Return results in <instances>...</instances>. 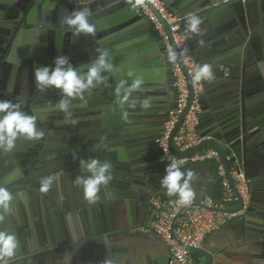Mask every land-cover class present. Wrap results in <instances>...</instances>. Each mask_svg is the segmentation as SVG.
Listing matches in <instances>:
<instances>
[{
  "label": "water",
  "instance_id": "obj_1",
  "mask_svg": "<svg viewBox=\"0 0 264 264\" xmlns=\"http://www.w3.org/2000/svg\"><path fill=\"white\" fill-rule=\"evenodd\" d=\"M142 1L159 23L160 31L167 36L171 48H175L171 25L148 0ZM20 2H27L22 9V24L30 29L18 32L1 53L0 75L5 71L9 76L6 79L7 88L0 90V100L21 102L22 111L37 116V125L43 130L44 138L40 141H20L24 160L7 176L8 179L0 178V186L7 187L13 195V214L5 216L1 222L4 230L12 233L13 228L23 229L22 223L28 220L17 222V216L24 214V211L29 214L30 207L22 203L25 201L30 205L32 199L40 215L47 210L50 220L58 219L59 212L64 213L61 221L68 223L66 226L70 232L84 231L86 236L92 237L99 235L101 229L95 215L87 217L88 212L82 209L76 212L62 211L56 206L50 191H39L41 177L58 175V182L63 180L68 183L72 180V174L81 175L80 167L76 172L70 169L73 164L79 166L80 158L109 160L113 165V180L107 187H101L99 201L89 204L83 197L91 210H95V207L101 209L102 219L106 216L111 222L113 218L118 219L121 206L127 211L131 200L148 202L157 197L174 200L176 197H168L160 186L168 161L156 143L176 102L174 75L161 34L150 16L140 6L133 10L128 0H0V8H13ZM158 2L175 21L172 25L178 26L179 33L185 38L194 64L212 65L215 76L211 82H201L200 114L197 119L199 138L203 140L188 153H173L182 158L209 147L217 151L221 159L230 156L231 162H238L249 191L244 217L253 216L255 219L249 223L255 230L256 246L261 249V264H264V76L256 69L257 61L264 60V0ZM79 7L91 10V23L96 28L94 35L74 36L61 24L65 15ZM190 13L197 14L202 20L201 32L193 39H187L184 35L185 17ZM4 37L0 33V41ZM61 39L65 46L63 52L59 48ZM200 39L204 40V46L198 44ZM47 43L52 55L50 66H54L55 58L60 55H66L73 66L89 63L98 54L97 49L107 50L115 66L108 77L107 86L101 85L86 96L88 102L82 109L90 115L71 118L77 121L75 125L56 119V114L45 120L47 116L43 117V113H56L54 106L42 113L37 112L43 93L36 88L34 70L43 67L39 58L46 56L49 49ZM23 60L39 64L23 66L30 74L31 81L26 73L21 74L17 68ZM177 63L182 66L181 62ZM9 64L15 65V68L7 66ZM82 70L86 71V68ZM129 71L134 72L135 76L129 78ZM137 76L144 83L140 91L132 93V99L152 97V107L147 111L139 106L130 109L125 103L123 108L129 113L128 121H125L121 117L122 109L115 96V87L120 80L131 83V79ZM21 87L24 88L23 92L20 91ZM192 99L191 89L189 103L178 117L170 141L181 126ZM79 105L78 100L73 101L70 108L72 114L80 110ZM54 132L65 138L67 148L63 152L56 149L54 153L43 154L41 149ZM101 137L106 138L104 144L107 149L100 144ZM59 154L66 157L64 155L59 161L55 159ZM189 165L184 163V167ZM104 208L106 213L102 210ZM237 209H241L240 204L214 211L232 212ZM54 235L57 236V233L54 232ZM34 236L19 239V247L11 264H21L23 258L26 261L34 254L65 244L64 241L59 243L51 239L37 247L35 242L39 239ZM168 261L169 258L166 264ZM152 264L161 263L155 261Z\"/></svg>",
  "mask_w": 264,
  "mask_h": 264
},
{
  "label": "crops",
  "instance_id": "obj_2",
  "mask_svg": "<svg viewBox=\"0 0 264 264\" xmlns=\"http://www.w3.org/2000/svg\"><path fill=\"white\" fill-rule=\"evenodd\" d=\"M19 67L21 66L17 68ZM7 85V80L1 78L0 90L7 88ZM52 106L50 102L42 101L37 112H43ZM78 108L80 110L73 112L72 117L90 115L88 112L83 111L81 104ZM60 119H65L64 113H61ZM59 138L55 134L51 136L46 148L47 154H51L57 148L62 147ZM23 160L24 152L20 147V141L17 142L12 152L0 153V178L8 179L7 176L12 171H15ZM70 169L76 172L79 170V166L73 164ZM184 169H190L196 173L192 181V188L195 192L193 201L197 202L206 197L214 200L220 199L219 178L213 163L191 164L184 167ZM77 176V173L75 175L72 174L70 176L72 180L68 183L63 180L57 181V183L52 185L49 194L52 196L56 206L61 208L62 211L70 210L71 212H76L82 209V211L88 212L87 217H94L95 215L99 219L100 234L93 237L88 235V237L84 231L70 232L66 226L68 223L61 221V215L64 213L59 212L58 219L52 218L50 220L47 217V210L45 212L42 211L43 214L40 215L38 209L34 207L32 199L30 200V205L23 201L22 205L30 207V212L25 214L24 211V214H18L17 220L19 221H15L20 222V220L26 219L29 222L22 223V230L13 228L12 233L17 235L18 240L21 237L26 240L28 236L33 235L35 237L34 235H36L39 239L38 242H35L37 247L38 244L43 246L44 242H49L51 239L59 241V243L64 241L65 244L34 254L26 261L23 258V263L21 264H64V257L67 254H71V264H152L155 261L166 264V260L169 258V250L165 243L153 232L142 233L139 230L149 225L153 219V210L149 204L150 200L148 202L131 200L127 211L124 210L122 205L121 216L115 220L113 218L111 222L107 216L102 219L101 209L95 207V210H91V207L84 203L82 188L74 184ZM78 206H81V208H78ZM102 210L106 213L105 208ZM21 211H23V208H21ZM252 217L243 216L240 219L230 220L218 231L206 236L202 242L201 249L194 253L198 263H263L261 249L256 246L258 240L255 238V230L252 224L249 223L255 220ZM85 222H88V220H85ZM0 231H5L1 222ZM54 232L57 233V236L54 235ZM89 232L87 233L89 234Z\"/></svg>",
  "mask_w": 264,
  "mask_h": 264
},
{
  "label": "clouds",
  "instance_id": "obj_3",
  "mask_svg": "<svg viewBox=\"0 0 264 264\" xmlns=\"http://www.w3.org/2000/svg\"><path fill=\"white\" fill-rule=\"evenodd\" d=\"M130 7L136 10L142 0H128ZM201 18L197 14H187L184 22V35L187 39H193L201 32ZM67 32L74 36L94 35L96 28L91 23V10L88 7H79L71 13L65 15L61 20ZM204 40H198L200 46H204ZM187 48L179 52L175 48L167 50V60L169 63L184 62ZM96 57L89 63L73 66L66 55L55 58L54 66L37 67L34 70L36 88L40 92H45L50 88H55L60 92V99L55 103L54 109L64 113L66 122L75 125L76 120L71 119L70 108L73 101H79L81 106H86V96L93 89L101 85L107 86L108 77L114 72L115 66L107 50L97 49ZM86 71L82 70L85 69ZM256 69L264 76V60L257 61ZM129 78L135 73L129 71ZM191 83L194 87L201 82H211L215 79L213 66L210 64H196L190 73ZM144 81L141 77L128 80H120L115 87V96L121 106V117L128 121L129 113L123 108L127 103L128 108L135 109L139 106L147 111L152 107V97L141 100L132 99V93L140 91ZM21 102L11 100H0V153L12 152L18 141H40L44 138V132L37 125V116L29 115L21 110ZM105 137H101L100 144H104ZM98 146V145H97ZM184 161L172 159L166 165L165 175L160 180V186L165 190L168 197H176L172 203L176 205H189L195 196L192 188V181L196 173L190 169H184ZM81 175L74 181L76 186L83 190V197L89 204H94L99 200L101 187H107L113 180V165L109 160H100L89 157L79 159ZM59 179L58 175H48L41 177L39 191L47 193L54 182ZM7 181H5V184ZM12 193L5 186H0V222L7 215L13 214L11 201ZM19 247V240L15 233L0 231V264H11ZM71 254L64 257V264H71Z\"/></svg>",
  "mask_w": 264,
  "mask_h": 264
},
{
  "label": "built area",
  "instance_id": "obj_4",
  "mask_svg": "<svg viewBox=\"0 0 264 264\" xmlns=\"http://www.w3.org/2000/svg\"><path fill=\"white\" fill-rule=\"evenodd\" d=\"M148 1L158 10L162 18L171 25L170 31L176 50L179 52L183 48L188 49L185 61L181 62L182 66L178 63H171L176 102L169 111L168 119L164 123L163 134L156 143L168 163L172 159L182 160L188 164L213 163L219 178L221 197L219 200L206 197L183 206L172 203L176 198L172 201L160 197L153 198L149 202L153 210V219L149 225L139 230L142 233L153 232L165 243L169 250L167 264H199L194 257V253L201 249L205 237L218 231L228 221L240 219L244 216L249 201L247 180L239 170L237 161L231 162L230 156L221 159L218 152L212 148L204 147L198 152L182 158L173 153H188L203 140V138H199V120L197 119L200 114L199 97L202 94V84L194 87L191 83L190 73L194 70L195 64L189 53L185 38L178 31V26L172 25L175 21L164 11L158 0ZM139 6L150 16L156 30L160 32L167 51L171 46L167 36L160 31L159 23L143 1ZM191 89L193 92L192 102L185 117H183L181 126L170 141V135L178 117L189 103ZM237 204H240L241 209L232 212L214 211Z\"/></svg>",
  "mask_w": 264,
  "mask_h": 264
},
{
  "label": "flooded vegetation",
  "instance_id": "obj_5",
  "mask_svg": "<svg viewBox=\"0 0 264 264\" xmlns=\"http://www.w3.org/2000/svg\"><path fill=\"white\" fill-rule=\"evenodd\" d=\"M25 3H27V2H20L19 4H17L13 8H3V7L0 8V33H3V36H5L4 39L2 41H0V56H1V53L7 47L8 42H11L13 40V38H16V35L18 34V32L26 31V30H29L30 29L26 25H23L22 24V22H23L22 21V18H23L22 9L24 8L23 5ZM28 10L29 9H27L25 11V13H27ZM13 35H14V37H13ZM48 44L49 43H47V47L49 49H48V51L46 53V56H44L42 58L41 57L39 58L40 59V66H50L49 60H51L52 55L50 54V51H49L50 50V44L49 45ZM63 44H64L63 39H61V42L59 44L60 47L58 46L60 48V52L65 51V46ZM54 45H55V42H54ZM38 65L39 64H37V63H35V64L34 63H28L26 60H23L21 62V64H19L17 66H21V67L18 68L21 71V74L26 73L25 75H27V77L31 81L30 74L27 73V71H25V69L23 68V66H38ZM7 66H15V65H13V64L10 65L9 64ZM7 75H8V73L4 71V73L0 75V79L1 78L7 79ZM17 76H18V72H16V78H17ZM16 80H18V79H16ZM26 80H27L28 84H30V81L28 79H26ZM29 90L30 89L27 90V93H29ZM23 91H24V88L21 87V92H23ZM19 95H20V92H19ZM59 99H60V92H59V90H57L55 88H50L47 91L43 92V95H42V97L40 99V103L42 101L43 102H50V104L54 106L55 103ZM40 103H38V107H39V104ZM38 107H37V109H38ZM40 113H42V112H40ZM61 113L62 112H60L58 110L56 111V113L49 112V111H45V113H43L42 116L43 117L44 116H47L45 118V120H46L48 118L50 119L51 115H55L56 114V116H54L56 119L61 120V121H65V119H60ZM72 116H73V114H72ZM71 118H77V117L75 116V117H71ZM54 134L60 137L59 138L60 141H61L60 144L62 145V147L57 148L56 151L63 152L65 150V148H67L65 138L62 137V136H60L59 134H56L55 132L51 136H53ZM46 144L48 145V142ZM46 144H45L44 148L41 149V152L43 154H46L47 155V153H46V151H47L46 150L47 145ZM20 147H21V145H20ZM64 155L65 154H63V155L62 154H59V157H57L55 159H58L59 161H61L62 160L61 157H64ZM58 160H56V161H58Z\"/></svg>",
  "mask_w": 264,
  "mask_h": 264
}]
</instances>
